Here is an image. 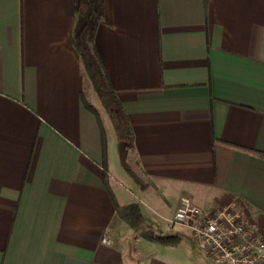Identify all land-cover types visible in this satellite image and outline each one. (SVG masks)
Segmentation results:
<instances>
[{"label":"crops","instance_id":"crops-1","mask_svg":"<svg viewBox=\"0 0 264 264\" xmlns=\"http://www.w3.org/2000/svg\"><path fill=\"white\" fill-rule=\"evenodd\" d=\"M74 5L0 0V264H210L167 220L183 194L208 208L237 200L264 234V0H104L93 46L148 193L97 109L103 167ZM105 171L132 181L116 194L109 179L120 205L147 194L155 237L117 217Z\"/></svg>","mask_w":264,"mask_h":264},{"label":"trees","instance_id":"trees-1","mask_svg":"<svg viewBox=\"0 0 264 264\" xmlns=\"http://www.w3.org/2000/svg\"><path fill=\"white\" fill-rule=\"evenodd\" d=\"M75 23L72 43L78 51L83 74L89 79L91 87L97 95L104 112L111 122L116 137L117 155L123 169L136 181L139 179L130 170L126 157L133 146V132L128 115L119 100L115 89L108 82L102 63L94 49L93 40L97 27L104 17V0H75ZM85 105L92 111L102 131L103 163L106 170V144L104 131L95 105L85 100ZM261 155L264 153L258 152ZM105 187L113 200L115 213L130 229L140 231L143 236L150 237L152 229L147 225L146 216L137 202L120 205L110 187L107 172L103 176ZM152 237V236H151Z\"/></svg>","mask_w":264,"mask_h":264},{"label":"built area","instance_id":"built-area-1","mask_svg":"<svg viewBox=\"0 0 264 264\" xmlns=\"http://www.w3.org/2000/svg\"><path fill=\"white\" fill-rule=\"evenodd\" d=\"M168 221L189 232L210 264H264V234L237 200L208 208L182 195Z\"/></svg>","mask_w":264,"mask_h":264},{"label":"rangeland","instance_id":"rangeland-1","mask_svg":"<svg viewBox=\"0 0 264 264\" xmlns=\"http://www.w3.org/2000/svg\"><path fill=\"white\" fill-rule=\"evenodd\" d=\"M88 79V78H87ZM88 81H89V79H88ZM88 83V82H87ZM88 88H87V90H86V92H87V96H88V98H89V100L93 103V105H95V107L97 108V109H99L100 111H104V109L102 108V106H101V103H100V101H99V99H98V97H97V95L95 94V92L93 91V89H92V87H91V84H90V81H89V83H88ZM109 139H110V141L113 139V136H111V135H109ZM127 164H128V166H129V168H130V170L132 171V168L135 170V167H134V165L132 166L131 165V162L130 163H128L127 162ZM137 172V174L136 173H134L133 171V173L135 174V176L140 180V182H145L143 179H145L146 181H147V179L148 178H146L145 176H143L141 173H140V171H138V170H136ZM115 174V175H114ZM114 176L113 177H110L109 179H110V184H111V187H112V189L114 190V192L117 194L119 191H120V189L122 190V191H126L127 193L129 192V191H131L132 190V188H134L133 187V185L131 186L130 184H132V181H131V179H129V178H126V179H124V178H122V176H120V174H116V172H114ZM129 180V181H128ZM131 182V183H130ZM145 187L148 189V191H146V193H148V192H150V191H152V186H150L149 185V180L147 181V182H145ZM119 189V190H118ZM134 193H135V195L137 194L138 196H136L135 197V195H134V200H138L139 201V203L142 205V207H144V204H146L145 202H147V201H149L150 199H148L146 196H144V195H147L146 193H141V192H137V190H134L133 191ZM139 193H141V195L139 194ZM183 195H186V194H183ZM182 196V195H181ZM180 196V197H181ZM180 199V198H179ZM145 201V202H144ZM144 211H146V209L144 208ZM155 216V215H154ZM152 218H153V216H152ZM160 219L156 216V218L155 219H153V220H149V221H152V223L155 225V227H157L156 225H162V223H160V221H159ZM167 220H168V218H167ZM147 225H149V223H148V221H147ZM152 226V225H151ZM150 226V228L151 229H153V227H151ZM139 233L138 234H140L141 232L140 231H138ZM155 233H157V232H155ZM155 233H151L152 235V237L154 236V235H156ZM150 236V238H152ZM155 237V236H154ZM177 240L178 239H176V237H172V238H164V243H167V244H177L178 242H177ZM187 240L189 241V243H191V245L193 246L194 245V242L188 237L187 238ZM192 241V242H191Z\"/></svg>","mask_w":264,"mask_h":264}]
</instances>
